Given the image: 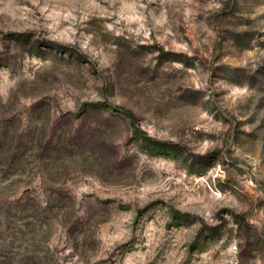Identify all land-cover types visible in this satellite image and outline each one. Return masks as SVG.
<instances>
[{"label": "rangeland", "instance_id": "1", "mask_svg": "<svg viewBox=\"0 0 264 264\" xmlns=\"http://www.w3.org/2000/svg\"><path fill=\"white\" fill-rule=\"evenodd\" d=\"M0 264H264V0H0Z\"/></svg>", "mask_w": 264, "mask_h": 264}, {"label": "trees", "instance_id": "2", "mask_svg": "<svg viewBox=\"0 0 264 264\" xmlns=\"http://www.w3.org/2000/svg\"><path fill=\"white\" fill-rule=\"evenodd\" d=\"M157 142V141H156Z\"/></svg>", "mask_w": 264, "mask_h": 264}]
</instances>
